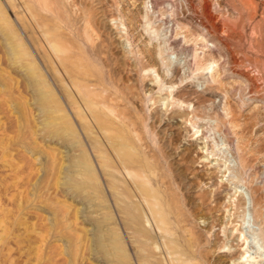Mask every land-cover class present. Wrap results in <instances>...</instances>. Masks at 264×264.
<instances>
[{"label":"rangeland","instance_id":"1","mask_svg":"<svg viewBox=\"0 0 264 264\" xmlns=\"http://www.w3.org/2000/svg\"><path fill=\"white\" fill-rule=\"evenodd\" d=\"M54 35L84 46L92 95L119 115L108 131L87 125ZM60 117L74 137L59 139ZM116 154L159 198L162 232ZM181 251L264 264V0H0V264H169Z\"/></svg>","mask_w":264,"mask_h":264},{"label":"bare ground","instance_id":"2","mask_svg":"<svg viewBox=\"0 0 264 264\" xmlns=\"http://www.w3.org/2000/svg\"><path fill=\"white\" fill-rule=\"evenodd\" d=\"M44 18H46V17H44ZM54 20H56V21H58V23H60L59 17H57V15L55 16V14H54ZM87 24H89V21H88ZM10 25L11 24L8 23V26H10ZM86 31H89V29L86 30ZM86 31H85V33H86ZM87 33H90V32H87ZM14 36H15L16 39H18V36L16 34H14ZM64 39H66L65 36L54 35L52 39H46V42L51 45V48H52L51 51L55 54L54 57H56V58H54V59L57 60L59 68H60V71H62L65 75H67L71 79L70 80L71 81V85L76 90L77 95L81 96L82 98H85V100L82 103V106L85 108L86 115H87V117L85 119L88 118V119L92 120V123L87 122V125H89V127L91 126V128L96 129L97 131L106 132L109 129L113 128L114 122H113L112 117L117 119V118H119V115L114 114L113 108L110 105L111 104L110 103L111 99H108L109 97L108 98H104V99H102V98L98 99V96L92 95L93 93L90 90V87H91L90 85H92V84L88 85V82H87V78L90 77V76L87 75V74H84V73H82L80 71V67L82 66L81 61H83V58L85 57L84 54L86 53L85 49H84V46H83V49H82L81 52H78V51L76 52V48H74L73 45L70 42H68L67 40L65 41ZM65 42H67V45L65 44ZM18 43H19L18 46H20V48L24 50L25 44L23 43V41L21 42V40H18ZM88 48H90L91 52L95 56L98 54L97 48H94V46L92 44L89 45ZM11 57H12V55H11ZM79 75H80V78L83 79V81L85 83L84 85H78L75 82V80H76L75 78H78ZM77 100H78V98H77ZM98 105H102V106L99 107ZM57 106H58V104H57ZM55 108H57V107H55ZM58 111H60L61 114L64 113L63 112L64 110L62 109V106L59 105V110ZM60 118H61V121H60L61 126H59L60 127V129H59V133L60 134L58 133L59 139H65V135L69 136V137L70 136L74 137L73 134L70 132V130L67 132L66 128L64 126L62 127L64 118L63 117H60ZM120 120H121V117H120ZM64 125H66V124L64 123ZM69 126H70V124H69ZM61 133H63L64 136ZM115 138L116 137L108 136L106 139H108V141L110 142L112 139H115ZM108 146H110V145H108ZM109 148H111V147H109ZM112 157H111V159H113ZM116 158H117L116 160H118L120 162V164L122 165L123 170H125V172H126V176L130 180L129 181V180H126L124 178L123 181H122V185L126 184L128 186L131 183L135 187V190L139 193L138 196H140L145 201V206H147V210H148L149 214L151 215V218H153V221L155 222V225H156L155 228L157 227V230L159 232H162V230H163L162 227L167 224L166 221H165V216L160 214L163 211L162 210V204H161V207L158 208V210L156 211L155 208H153L151 206V203H150L151 199H153L155 201H157V199H159V198H157L156 193L152 194L150 192V190L145 186L144 182L146 183L147 179L145 181L141 180L143 177H142V175L137 173V170H136V173L133 172L132 170L129 171V169H130L129 166H131V163L133 161L131 157L126 156V155L116 154ZM133 162H135V161H133ZM108 184H109V188H111L112 187L111 184L110 183H108ZM120 191L124 192L123 188H121ZM140 207H141V209H143L142 204L140 205ZM157 214H159V216H160V218H158V220H156V218H155V215H157ZM124 215H125V218L123 219V221H125V223H123L124 227H126V228L128 227V222L129 223H133V225L136 227V230L138 231L139 226H141V225L139 224L137 216L133 215V214L132 215L126 214V213ZM158 222L161 223L162 227L160 225H158ZM140 232H141L140 238H142L144 240H149L151 235H149L148 232H145V231H140ZM165 250L167 251L168 255L172 254V247H170L166 243H165ZM109 251H111V250H109ZM115 252H116V250H115ZM197 252H199V251H197ZM139 253H142V251H139ZM173 253H174V250H173ZM142 256H143V254H142ZM182 256L184 257V259L178 258V259L175 260L176 263H173V260L171 259L169 264H191L192 263V262L190 263L191 259L188 257V255L181 251L179 253V257H182ZM118 261H119V264H128V262H127V260L125 259L124 256L119 258ZM143 263L144 264H161V262H159L157 260L154 261V262H152V261L145 262L144 261Z\"/></svg>","mask_w":264,"mask_h":264}]
</instances>
